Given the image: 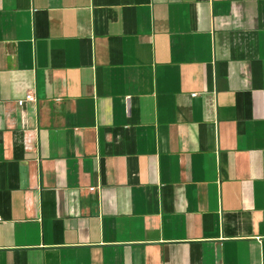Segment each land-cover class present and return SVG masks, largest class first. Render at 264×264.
I'll list each match as a JSON object with an SVG mask.
<instances>
[{
    "label": "crops",
    "instance_id": "1",
    "mask_svg": "<svg viewBox=\"0 0 264 264\" xmlns=\"http://www.w3.org/2000/svg\"><path fill=\"white\" fill-rule=\"evenodd\" d=\"M0 217V264H264V0H0Z\"/></svg>",
    "mask_w": 264,
    "mask_h": 264
},
{
    "label": "built area",
    "instance_id": "2",
    "mask_svg": "<svg viewBox=\"0 0 264 264\" xmlns=\"http://www.w3.org/2000/svg\"><path fill=\"white\" fill-rule=\"evenodd\" d=\"M25 100H31V101H34V100H35V95H34V93H28V94H26V96H25L24 99H20V100L18 101V104H19V105H22V104L24 103ZM91 189H94V187H92ZM2 220H3L2 217H0V221H2Z\"/></svg>",
    "mask_w": 264,
    "mask_h": 264
}]
</instances>
